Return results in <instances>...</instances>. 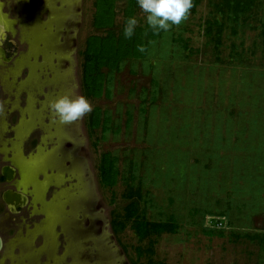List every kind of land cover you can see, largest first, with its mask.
Segmentation results:
<instances>
[{"label":"rangeland","instance_id":"1","mask_svg":"<svg viewBox=\"0 0 264 264\" xmlns=\"http://www.w3.org/2000/svg\"><path fill=\"white\" fill-rule=\"evenodd\" d=\"M92 1L0 0V25L17 51L0 63V167H16L5 184L30 198L18 214L2 206L0 264H132L136 235L110 225L124 204L121 176L131 173L148 193L146 217L178 225L151 237V264H264L260 242L243 235L264 232V0L235 33L224 29L219 52L204 34L209 0H200L144 58L125 61L110 96L88 98L111 114L105 138L89 133L88 115L61 125L48 107L69 91L84 96L80 52L93 32ZM135 18L146 23L140 8ZM103 151L118 156L112 188L99 181ZM213 225L222 235L204 232Z\"/></svg>","mask_w":264,"mask_h":264},{"label":"trees","instance_id":"2","mask_svg":"<svg viewBox=\"0 0 264 264\" xmlns=\"http://www.w3.org/2000/svg\"><path fill=\"white\" fill-rule=\"evenodd\" d=\"M200 0H194L195 7ZM261 0H209L211 15L205 19L204 34L214 41V48L219 52L223 31L226 27L233 28L238 23H246L251 17L252 11L261 5ZM93 12L91 26L93 32L86 36L81 55V87L85 97L98 99L103 96L109 97L107 88L111 77L120 71L121 65L127 60L142 59L146 56L148 45L152 40L162 35L155 34L149 28L147 22L138 24L134 35L128 39L124 36L125 22L129 17H135L139 11L137 0H93ZM120 15V21L117 20ZM233 33L235 29L233 28ZM262 36L264 37V22L261 24ZM182 42L181 39H175ZM187 47V44H182ZM142 46L143 52L138 50ZM130 120V115L127 116ZM111 114L101 106H93V111L87 116V129L94 134L100 129L102 138L104 133L112 130L113 124ZM114 130V129H113ZM117 130V129H116ZM115 130V131H116ZM97 139L94 144H97ZM118 156L111 151H103L98 164V175L101 185L107 188L116 186L119 180ZM0 178L2 176L0 175ZM125 183V191L122 193L124 204L116 206L112 210L110 225L114 234L118 235L129 227L137 237L139 244L134 247L136 260L147 257L149 264L152 263L151 256L154 253L155 239L153 235L162 233H175L177 222L173 216L166 220H150L146 217L142 208L144 196L147 193L139 180L135 183V175L129 178L121 176ZM224 212L217 216L226 217ZM214 220V219H213ZM215 226L222 223L221 219H215ZM204 229L207 234L222 235L221 228L215 226ZM251 240L260 242V248L264 250V232L243 234ZM147 239L146 245L143 241ZM136 260L132 264H136Z\"/></svg>","mask_w":264,"mask_h":264},{"label":"clouds","instance_id":"3","mask_svg":"<svg viewBox=\"0 0 264 264\" xmlns=\"http://www.w3.org/2000/svg\"><path fill=\"white\" fill-rule=\"evenodd\" d=\"M137 4L145 14L147 25L155 34L167 32L173 26L186 22L195 6L194 0H137ZM137 25L135 17L126 20L125 38L130 39L134 35ZM138 50L143 52L145 49L138 46ZM48 107L53 121L61 125L77 123L93 111V105L87 97L75 95L71 91L50 100ZM2 112L3 104L0 103V113Z\"/></svg>","mask_w":264,"mask_h":264},{"label":"flooded vegetation","instance_id":"4","mask_svg":"<svg viewBox=\"0 0 264 264\" xmlns=\"http://www.w3.org/2000/svg\"><path fill=\"white\" fill-rule=\"evenodd\" d=\"M0 49L3 50V52L5 53V58L7 59V60L5 61L2 57H0V63H2V64H9V63H12L13 60H14V58H15L16 55H17V51H16V40H15V38H14L13 35H10V34H9L8 29H7L4 25H0ZM4 165H10V164H4ZM4 165H2V166L0 167V170H1V168H2ZM0 175H1V171H0ZM1 176H2V175H1ZM5 183H10V182H6V181L4 180V178H3V176H2V178H0V187H1V189H0V216H1V214H2V206H5V208L7 209L6 204H5L4 200H3V192H4L5 190L11 188V189H13V190H15V191H22V192H25V193L27 194V196H28V203H29V201H30L29 195H28V193H27L26 191H24V190H22V189H19V188L15 187V186H12L11 184H10V185H7V184H5ZM4 184H5V187L2 188V187L4 186ZM28 203H27L25 206H27ZM25 206H24V207H25ZM22 208H23V207H20V208L18 209V210H19L18 213H20V211H21ZM7 211H8V209H7ZM8 212H9V211H8ZM9 213H11V212H9ZM18 213H16V214H18ZM11 214H12V213H11ZM0 237H1V239H2V247H1V250H0V252H1V251H2V248H3V244H4V242H3V238H2L1 235H0Z\"/></svg>","mask_w":264,"mask_h":264},{"label":"water","instance_id":"5","mask_svg":"<svg viewBox=\"0 0 264 264\" xmlns=\"http://www.w3.org/2000/svg\"><path fill=\"white\" fill-rule=\"evenodd\" d=\"M0 57H2L5 61L7 60L5 58V53L3 52L2 49H0ZM0 171L4 180L6 182H11L16 175L17 169L13 165H4ZM3 200L6 204L8 211L11 212L12 214H16L18 213L19 211L18 209L20 207H24L28 203V196L25 192L15 191L9 188L3 192ZM1 247H2V239L0 237V250Z\"/></svg>","mask_w":264,"mask_h":264}]
</instances>
